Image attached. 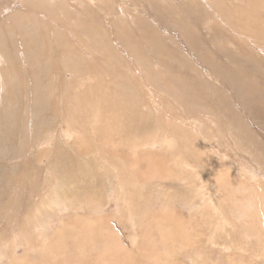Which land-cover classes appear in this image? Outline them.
I'll return each instance as SVG.
<instances>
[{
  "label": "rangeland",
  "instance_id": "374dc122",
  "mask_svg": "<svg viewBox=\"0 0 264 264\" xmlns=\"http://www.w3.org/2000/svg\"><path fill=\"white\" fill-rule=\"evenodd\" d=\"M0 152V264H95L116 242L135 264H264V0H0ZM116 157L140 166L127 189ZM164 200L193 231L161 230ZM90 206L115 215L98 249L71 230Z\"/></svg>",
  "mask_w": 264,
  "mask_h": 264
},
{
  "label": "bare ground",
  "instance_id": "6f19581e",
  "mask_svg": "<svg viewBox=\"0 0 264 264\" xmlns=\"http://www.w3.org/2000/svg\"><path fill=\"white\" fill-rule=\"evenodd\" d=\"M28 2V1H27ZM36 38H34V40H35ZM35 42V41H34ZM173 83V82H172ZM12 93V92H11ZM255 104V103H254ZM39 112V111H38ZM37 112V113H38ZM36 113V114H37ZM34 115L35 117L37 116V115ZM81 114V113H80ZM222 114V113H221ZM33 116V115H32ZM41 116V115H40ZM220 116V115H219ZM223 116V115H222ZM26 118V117H25ZM42 119H43V117H41ZM37 119V118H36ZM47 119V118H46ZM220 119H222V117H220ZM44 120V119H43ZM225 121H227V120H224L223 121V123L225 122ZM233 122V121H232ZM222 125V124H221ZM224 125V124H223ZM228 125V124H227ZM225 126H226V124H225ZM197 127V126H196ZM105 128V127H104ZM227 128H228V126H227ZM116 129H117V127H116ZM208 129V128H207ZM206 129V130H207ZM106 130V129H105ZM110 131H111V129H110ZM68 132V131H67ZM109 132V131H108ZM107 132V133H108ZM119 132V131H118ZM206 132V131H205ZM125 133H127V132H125ZM194 133V132H193ZM121 134V133H120ZM211 134H212V132H211ZM191 135V134H190ZM208 135V134H207ZM82 136H84V135H82ZM193 136V138L194 137H196V135H195V133L192 135ZM209 136V135H208ZM79 137H80V135H79ZM116 137V136H115ZM212 137V136H211ZM83 138H85V137H83ZM185 138L187 139V142H186V145L183 147V148H181V149H178V151H181V150H183L184 152V154H190L191 156L190 157H193V158H196V155H198V157H200V156H202V154H201V151H200V149H199V145H198V142H196V144H194V143H192V141L191 140H189V136H187V135H185ZM107 139V138H106ZM109 140V139H108ZM163 140V139H162ZM164 140H166V139H164ZM83 141H84V139H83ZM164 142V141H163ZM167 142V141H166ZM218 142H220V141H218ZM204 143V142H203ZM208 143V142H207ZM164 144V143H163ZM166 144V143H165ZM99 150H100V148H98ZM98 149H97V151H98ZM163 149V148H162ZM210 149V148H209ZM136 150V149H135ZM135 150L134 151H132V153H135ZM101 151H102V149H101ZM104 151V150H103ZM189 151H191V153H189ZM3 152V151H2ZM99 152V151H98ZM1 153V152H0ZM104 153V152H103ZM123 153V152H122ZM142 153V152H141ZM100 154V153H99ZM4 155V154H3ZM96 155V154H95ZM98 156V155H97ZM106 156V155H105ZM175 156V155H174ZM87 157V156H86ZM95 157V156H94ZM101 157V156H100ZM99 157V158H100ZM104 157V156H103ZM117 159H116V162L118 161V164H120V165H118V166H116V169H118V170H114L115 172H117L118 173V175H117V177L118 178H121L122 180H123V183H122V186H124L123 188L124 189H127V187H129L135 180L137 181V180H139V177L137 176V174H136V169L138 170L139 168H140V166L138 167V165H135V162H128V161H126V160H119V158L118 157H116ZM169 158V157H168ZM108 159V158H107ZM179 159V158H178ZM182 159V158H181ZM234 159V158H233ZM92 160H94V159H92ZM184 160V159H183ZM152 161V160H151ZM185 161V160H184ZM184 161H182V165L183 166H185L186 168L187 167H192L193 165H191V164H189V165H187ZM92 162V161H91ZM94 162V161H93ZM102 162V161H101ZM211 162V161H210ZM238 162V161H237ZM253 162H254V160H253ZM256 163V162H255ZM102 164V163H101ZM100 164V165H101ZM233 164V163H232ZM103 165V164H102ZM101 165V166H102ZM108 166H110V165H107V167ZM105 167V166H104ZM131 167H136V168H131ZM198 167V166H197ZM11 168V167H10ZM112 169V168H111ZM114 169V168H113ZM198 169V168H197ZM104 170V169H103ZM258 170V169H257ZM105 171V170H104ZM259 171L260 170H258V172L257 173H255L256 174V176L257 177H259L260 175H257V174H261L262 172H260L259 173ZM120 172H122V174H120ZM141 172V171H140ZM241 172V171H240ZM255 172V171H254ZM149 173H150V171H149ZM162 174V173H161ZM242 174V173H241ZM159 175V174H158ZM243 175V174H242ZM161 176V175H160ZM219 177V176H218ZM221 177V176H220ZM262 177V176H261ZM117 178V179H118ZM145 179H148V178H145ZM251 179H254V178H251ZM204 180V179H203ZM216 180V179H215ZM226 180V179H225ZM253 181V180H252ZM261 181V180H260ZM241 182V181H240ZM255 182V181H254ZM163 183V182H162ZM121 184V183H120ZM254 184H257V183H254ZM116 186L118 185V184H115ZM219 185H221V184H219ZM259 185V184H258ZM158 185H156V187H157ZM223 186V185H222ZM250 186V185H249ZM257 186V185H256ZM256 186H252V187H250L251 188V191H252V195H253V191L255 190L256 191V189L257 188H259L260 186L262 187V185H260L259 187H256ZM119 187V186H118ZM232 187V186H231ZM246 187V186H245ZM254 187V188H253ZM109 189H108V191L106 192V198L108 199V200H112V201H117V202H122V205L119 207L118 206V204H117V206H116V212H117V214H116V217L118 216V215H120L121 214V211H122V209H126V210H128V211H132V212H134V206H132L131 204L133 203L132 202V200L129 198V194H131V193H129V192H127L126 193V196H124V197H122V194H123V191H125L123 188H121V189H119V190H117V188H114V187H112L111 185H110V187H108ZM143 188V187H142ZM225 188V187H224ZM253 188V189H252ZM61 189V188H60ZM160 189H162V188H160ZM213 189H214V187H213ZM259 189H262V188H259ZM159 190V189H158ZM170 190V189H169ZM210 190H211V188H210ZM209 190V191H210ZM262 190H264V189H262ZM166 191H168V190H166ZM202 191V190H201ZM213 191V190H212ZM254 191V193L256 194V192ZM231 192V191H230ZM257 192H258V190H257ZM65 193V192H64ZM159 193H161V192H159ZM158 193V194H159ZM213 193V192H212ZM226 193V192H225ZM264 193V192H263ZM59 194H61V193H59ZM148 194V193H147ZM162 194V193H161ZM199 194V193H198ZM202 194V193H201ZM216 194V193H215ZM227 194V193H226ZM150 195V194H149ZM204 195V194H203ZM206 195V194H205ZM213 195V194H212ZM211 195V196H212ZM217 195V194H216ZM257 195V194H256ZM255 195V196H256ZM192 196V195H191ZM200 196V195H199ZM213 196H215V195H213ZM254 196V195H253ZM261 196V195H260ZM160 197V196H159ZM162 197H164V196H162ZM170 197V196H169ZM197 197V196H196ZM210 197V196H209ZM244 197H246V196H244ZM243 197V198H244ZM132 198V197H131ZM171 198V197H170ZM249 200H248V199ZM247 198H245V200L247 199V202L243 199V201H245L246 203H247V209H248V211H249V213L250 214H257L256 213V210H259V209H255V207H254V205L256 204L255 202H256V197H247ZM157 199H158V197H157ZM211 198H209V200H210ZM97 201H98V199H97ZM169 201V200H168ZM212 201V200H211ZM237 201V200H236ZM239 201V200H238ZM46 202V201H45ZM50 202V201H49ZM49 202H47V203H49ZM203 202H204V200H203ZM245 202H243V203H245ZM46 203V204H47ZM86 203V202H85ZM158 203H159V205H160V207H159V210L158 211H161L160 212V218L159 219H157V221L155 222V223H158V225H161L162 223H165V222H168L169 224L167 225V226H165V227H162L161 228V230H164L165 232H168V229H171V228H175V229H179V231H180V229H181V236H186V234H187V231H188V229L191 227L190 225L191 224H188V222L187 221H185L184 219V217L183 216H181V217H179V216H175V207L172 205V204H170V203H168V202H166L165 200H164V202L162 201V202H159L158 201ZM206 203V202H205ZM204 203V204H205ZM241 203H242V201H241ZM146 204V203H145ZM254 204V205H253ZM86 205H87V203H86ZM210 205V207H212L211 206V204H209ZM217 205V204H216ZM263 205V207H264V204H262ZM257 207H258V205H256ZM51 207V206H50ZM98 207V206H97ZM206 207V206H205ZM86 208H87V206H86ZM198 208V207H197ZM196 208V209H197ZM220 208H222V207H220ZM243 208V207H242ZM89 209V211H87V215L86 216H84V215H81V214H78V215H75L77 218L74 220V221H71V230L72 231H74V232H76L75 233V236H76V234H77V236H79L80 234H82V235H80V236H85L86 235V238H88V240L90 241V247L92 248V249H94V248H96V243H95V241H97V244L99 243V242H101V240L100 239H97L96 238V235L97 236H99L100 234L102 235V233L106 230L107 231V233L109 234V235H111L112 234V230L110 229V228H112V229H114L113 228V226H112V224L111 223H109V217H115V215H112V216H110L109 214L108 215H106L102 210H100V211H97L98 209L97 208H94V207H89L88 208ZM97 209V210H96ZM154 208H150V210H153ZM195 209V210H196ZM87 210V209H86ZM136 210V209H135ZM222 210V209H221ZM244 210H246V209H244ZM143 211V210H142ZM217 211V210H216ZM247 211V210H246ZM137 212V211H136ZM168 212V213H167ZM214 212H215V210H214ZM230 212H232V211H230ZM244 213H245V211H243ZM243 212H241V213H243ZM84 213V212H83ZM125 213V212H124ZM135 213V212H134ZM209 213V212H208ZM240 213V214H241ZM41 214V213H40ZM123 214V213H122ZM127 214V213H126ZM139 214V213H138ZM211 214V213H210ZM214 214V213H213ZM247 214V213H246ZM261 214V213H260ZM130 215V214H129ZM140 215H142V214H140ZM226 215V214H225ZM230 215V214H229ZM242 215V214H241ZM258 215H259V213H258ZM74 216V215H73ZM123 216V215H122ZM192 216H194V214H192ZM238 216V215H237ZM251 216V217H250ZM72 217V216H71ZM105 217H108L107 219H108V223H106L105 221H103V219L105 218ZM131 217H133V215H131ZM142 217V216H141ZM221 217V216H220ZM249 217L250 218H252L253 217V215H249ZM143 218V217H142ZM184 218V219H183ZM243 218H246V217H243ZM254 218V217H253ZM122 219V218H121ZM128 219V218H127ZM126 219V220H127ZM219 219V218H218ZM153 220V219H152ZM212 220V219H211ZM237 220V219H236ZM240 220V219H239ZM245 220V219H244ZM250 220H252V219H250ZM263 220H264V215H263ZM124 221V220H123ZM123 221L121 222V223H123ZM133 221V220H132ZM137 221V220H136ZM227 221V220H226ZM247 221V220H246ZM254 221H256V220H254ZM254 221H252V222H254ZM63 222V221H62ZM212 222V221H211ZM230 222V221H229ZM63 223H65V222H63ZM220 223V222H219ZM111 224V225H110ZM250 224V223H249ZM44 225V224H43ZM43 225H41V226H43ZM46 225V224H45ZM50 225V224H49ZM68 225V223L66 222L65 224H64V226H62V227H60L59 228V232L60 233H62V231L65 229V228H68V227H66ZM100 225H102V226H106L107 228H105V229H100L99 227H100ZM133 225V224H132ZM131 225V226H132ZM187 225H189V228L187 227ZM227 225H228V223H227ZM253 225H255V223L253 224ZM252 225V226H253ZM61 226V225H60ZM81 226V227H80ZM136 226V225H135ZM158 227V226H157ZM43 228V227H42ZM46 228H47V226H46ZM56 228V227H55ZM95 228H97L96 230H97V232H95ZM145 228V227H144ZM154 228H155V225H154ZM159 228V227H158ZM222 228V227H221ZM45 229V228H44ZM184 229V230H183ZM191 229V231H193L192 229H194L193 227H191L190 228ZM196 229V228H195ZM58 230V229H57ZM56 230V231H57ZM122 230V229H121ZM155 230L157 231V229L155 228ZM159 230H160V228H159ZM182 230H183V232H182ZM196 230H198V229H196ZM222 230V229H221ZM40 231H42V230H40ZM138 231V230H137ZM171 231V230H170ZM65 232V231H64ZM145 232V231H144ZM158 232V231H157ZM177 232V231H176ZM42 233V232H41ZM55 233V232H54ZM132 233V232H131ZM159 233V232H158ZM164 233V232H163ZM168 233H170V232H168ZM183 233H185L184 235H183ZM244 233V232H243ZM247 233V232H246ZM63 234V233H62ZM79 234V235H78ZM166 234V233H165ZM176 234V233H175ZM245 234V233H244ZM104 235V234H103ZM134 235V234H133ZM179 235H180V233H179ZM194 235H196V234H194ZM193 235V236H194ZM37 236V235H36ZM131 236V235H130ZM166 236V235H162L161 233H159V238L160 239H162L163 240V238ZM168 236V235H167ZM171 236V235H170ZM173 236V235H172ZM190 236H191V234H190ZM69 238V237H68ZM79 238V237H78ZM77 238V239H78ZM85 238V237H84ZM107 238H108V236H107ZM123 238V237H122ZM134 238V237H133ZM173 238H175V237H173ZM180 238V237H179ZM187 238H188V236H187ZM187 238H186V240H187ZM11 239V238H10ZM56 239V238H55ZM80 239V238H79ZM124 239H125V237H124ZM131 239V238H130ZM135 240H137L138 238L137 237H135L134 238ZM168 239V238H167ZM166 239V240H167ZM170 239V238H169ZM176 239V238H175ZM192 239H193V237H192ZM51 240V239H50ZM62 240V239H61ZM76 240V239H75ZM125 240H127V238L125 239ZM144 240V239H143ZM165 240V241H166ZM171 240V239H170ZM174 240V239H173ZM180 240V239H179ZM183 240V239H182ZM47 241V240H46ZM72 241V240H71ZM79 241V240H78ZM83 241H86V240H83ZM103 241V240H102ZM109 241V240H108ZM168 241V240H167ZM195 241V240H194ZM246 241V240H245ZM56 242V241H55ZM60 242V241H59ZM106 242V241H105ZM139 242V241H138ZM183 242V241H182ZM197 242V241H196ZM57 243V242H56ZM76 243V242H75ZM74 243V244H75ZM117 243V242H116ZM116 243H113V245L112 244H104L103 245V248H102V252H103V249L106 251L105 252V254H107V256L104 254V256L102 257L103 258V260L101 261V260H99V262H96L95 264H126V262H129V264H131L133 261V263L135 264L136 263V261H135V259H133L132 257H133V255H134V253L132 254V256H130L131 255V253H130V255L129 256H127V255H124V254H122L121 252H118V253H120L121 255H122V258H123V261L121 260V261H116V259H114V257H113V252H117L118 250H119V248H121L122 247V244H120V245H118V244H116ZM135 243H137V242H135ZM140 243V242H139ZM187 243V242H186ZM194 243V242H193ZM88 244H89V242H88ZM130 244V243H129ZM138 244V243H137ZM217 244V243H216ZM261 244H264V242H261ZM49 245V244H48ZM180 245V244H179ZM194 245H195V243H194ZM86 246H89V245H84V247H86ZM130 246V245H129ZM134 246V245H133ZM44 246H42L41 248H43ZM113 247H115V248H113ZM138 247V246H137ZM172 247V246H171ZM259 247H261V246H259ZM58 248V247H57ZM134 248V247H133ZM139 248V247H138ZM138 248H137V250H138ZM63 249V248H62ZM86 249V248H85ZM89 249V248H88ZM87 249V250H88ZM96 249H98V248H96ZM135 249V248H134ZM170 249V248H169ZM173 249H174V246H173ZM176 250H177V248H175ZM84 250V249H83ZM131 250H133V249H131ZM136 250V249H135ZM172 250V249H171ZM188 250V249H187ZM143 251V250H142ZM55 252V251H54ZM99 252V251H98ZM130 252V251H129ZM134 252H136V251H134ZM104 253V252H103ZM167 253V252H166ZM169 253V252H168ZM172 253V252H171ZM241 253V252H240ZM116 254V253H115ZM136 255H137V252L135 253ZM173 254V253H172ZM48 255H49V253H48ZM170 255V254H169ZM175 255V254H174ZM63 256V255H62ZM98 256H102V255H98ZM118 256V255H117ZM241 256V255H240ZM172 257H173V255H172ZM119 258H121V257H118V259ZM152 258V257H151ZM99 259V258H98ZM169 259V258H168ZM17 260V259H16ZM94 260V259H93ZM170 260V259H169ZM169 260H167V262L169 261ZM163 261V260H162ZM12 262H13V260H12ZM11 262V263H12ZM63 262V261H62ZM156 262V261H155ZM47 263V262H46ZM171 263H172V261H171ZM171 263H168V264H171ZM264 263V262H263ZM58 264V263H57ZM65 264V263H64ZM67 264V263H66ZM165 264H166V262H165Z\"/></svg>",
  "mask_w": 264,
  "mask_h": 264
}]
</instances>
